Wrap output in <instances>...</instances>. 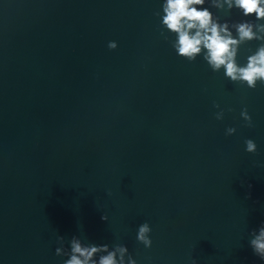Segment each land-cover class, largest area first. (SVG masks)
Instances as JSON below:
<instances>
[{
    "label": "water",
    "instance_id": "water-1",
    "mask_svg": "<svg viewBox=\"0 0 264 264\" xmlns=\"http://www.w3.org/2000/svg\"><path fill=\"white\" fill-rule=\"evenodd\" d=\"M163 2L0 0V264H63L58 235L68 249L73 235L124 244L137 264H264L250 247L264 222V84L179 56ZM145 221L151 247L136 239Z\"/></svg>",
    "mask_w": 264,
    "mask_h": 264
},
{
    "label": "clouds",
    "instance_id": "clouds-1",
    "mask_svg": "<svg viewBox=\"0 0 264 264\" xmlns=\"http://www.w3.org/2000/svg\"><path fill=\"white\" fill-rule=\"evenodd\" d=\"M210 5L224 14L230 13L233 8L242 11L243 16H255V21L243 20L230 22L222 20L220 15L210 11ZM161 25L175 34L171 40L176 53L194 61L198 55L208 63L212 71L218 72L224 69V74L232 82L255 89L257 82L264 84V0H164L162 4ZM155 15L161 16L160 12ZM235 30V33L233 32ZM165 40L168 36L161 32ZM251 40L261 41L256 51L247 57V62L241 65L237 61L238 52L242 44ZM109 49L117 47L116 41H109ZM215 108L220 111L215 113L217 120L224 118L225 109L220 108L218 102H213ZM227 111H232L228 108ZM241 116L246 126L252 127V117L247 108L241 110ZM236 132L235 127H227L225 135ZM245 150L250 153L257 151V145L253 139L245 140ZM102 220H107L102 215ZM152 229L145 221L138 227L136 239L145 247H151L150 237ZM58 247L56 254L66 256L68 259L63 264H137V261L128 252V248L121 243L114 244L111 248L108 244L84 243L80 237L73 235L68 242L70 249L65 248V237L57 236ZM250 247L253 253L264 261V222L258 228L251 231ZM98 257V258H97ZM192 264L196 260L192 259Z\"/></svg>",
    "mask_w": 264,
    "mask_h": 264
}]
</instances>
